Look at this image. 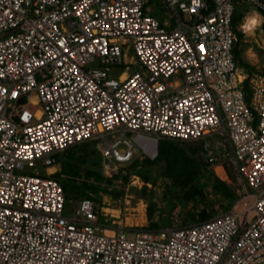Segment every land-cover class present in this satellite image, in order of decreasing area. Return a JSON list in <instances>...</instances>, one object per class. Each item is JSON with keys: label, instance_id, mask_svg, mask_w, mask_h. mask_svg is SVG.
<instances>
[{"label": "built area", "instance_id": "1", "mask_svg": "<svg viewBox=\"0 0 264 264\" xmlns=\"http://www.w3.org/2000/svg\"><path fill=\"white\" fill-rule=\"evenodd\" d=\"M159 2L161 21L152 0H0V264H264V70L236 64L232 26L239 2L264 24V0ZM162 139L203 141L208 169L230 163L253 218L233 205L129 237L90 194L65 214L59 154L96 142L111 178Z\"/></svg>", "mask_w": 264, "mask_h": 264}, {"label": "rangeland", "instance_id": "2", "mask_svg": "<svg viewBox=\"0 0 264 264\" xmlns=\"http://www.w3.org/2000/svg\"><path fill=\"white\" fill-rule=\"evenodd\" d=\"M152 1L151 7L157 18L163 20L168 17L159 0ZM236 7L243 13L241 21L236 26L237 31L242 33V37H239L237 44L239 57L253 67L252 72L260 73L264 70V24L263 18L260 17L263 16V13L260 10H255L245 2L237 3ZM253 15L258 17V25L252 30L245 32L241 26L245 24L247 18ZM127 55L129 58L132 52H128ZM136 67L137 64L132 59L129 71H132ZM121 70L122 68H114L111 72L116 76ZM173 79L181 81L180 76H173ZM31 99L34 100V97ZM34 108H39V106H34ZM204 140L211 141L212 146H218L217 149L222 153L224 152L221 147L222 140L219 136L206 137ZM179 144L197 158L198 161L205 164L203 154L201 153L203 145L201 148V144L198 143H186L183 145L184 143L179 142ZM71 149L73 156H70L68 152L59 154L57 163L48 172L52 177L56 178L61 174L62 164L65 161H71L78 171V175L72 176L76 183L86 181L97 187L95 191L88 188L86 193L90 194L96 203L100 221L108 229L127 231L129 237L132 236L131 232L136 229L159 230L193 224L200 220L198 213L202 209L216 216L236 205L238 213L246 211L247 218H253V211L250 207L255 198L253 196L247 198V204H244V202L238 203L239 197L236 194L237 199L230 206L222 193L216 192L213 189V177L210 179H207L204 175L199 177L203 197L198 196L185 200L181 196L183 193L182 188L173 186L171 179L162 173L164 161L161 159L159 161L156 158L151 159L154 162L147 168L139 164L135 168V171L129 164L122 165L119 167V174L109 178L102 174L100 165L101 156L96 149V142H87L84 146L81 144L76 145ZM218 150H216V153ZM84 153H89V155L85 156ZM145 158L148 157L136 151L133 154L132 160L143 161ZM221 159L225 160L223 156H221ZM92 170L101 174L102 178L97 179L94 175L88 176V172ZM223 170L219 165L210 169L206 167L204 174L206 175L211 172L213 176L219 177L234 188L237 180L231 164L225 162ZM228 171L229 175L233 176V178L230 179ZM42 173L45 174L47 172L42 171ZM144 175L148 176V180L144 178ZM60 178L67 179L68 177H66V174H63ZM79 189L73 188L69 190L65 214H70L73 204L78 199L84 197L78 193ZM148 211L152 213L151 218L148 217ZM152 222L158 223L159 228L154 229L150 227Z\"/></svg>", "mask_w": 264, "mask_h": 264}, {"label": "trees", "instance_id": "3", "mask_svg": "<svg viewBox=\"0 0 264 264\" xmlns=\"http://www.w3.org/2000/svg\"><path fill=\"white\" fill-rule=\"evenodd\" d=\"M242 16H243L242 11H239L237 7L235 6L233 18H232V26H233V30L236 35V40L234 42V47H233V54H234V60L236 64L243 67L247 71V73L250 74L253 70V67L248 62L242 60L239 57V50L237 49L238 40H239V37L240 38L242 37V33L237 31L236 26L241 21ZM159 20L161 21L160 18ZM243 89L245 91L246 97H248L249 95L248 78L244 80ZM190 143H193V142H190ZM196 143L201 144V148H202L203 141L196 142ZM86 144L87 143H82L81 145L84 146ZM185 144L186 143H184L183 145ZM67 152L70 156H73L71 148L67 150L66 153ZM157 152L158 153L156 156V160L159 161L161 159L164 161V167H163L162 173L171 179L173 186H176L177 188L178 187L182 188L183 193L181 194V196L183 197V199L190 200L198 196L203 197L202 186L199 183V177L202 175L207 177V179H210L212 177L214 178L213 184H212L213 189L216 192L222 193V195L228 200L230 206H232L234 201L237 199L235 190L230 184L220 179L219 177L213 176L211 172L205 175L204 174V171H206L205 164L198 161V159L195 158L188 150L182 147L179 144V142L168 140V139L159 140L158 146H157ZM84 154L85 156L89 155V153H84ZM153 162L154 160H151L149 158H145L143 161L133 159L129 163V165L135 171V168L139 164H142V166L147 168L150 165H152ZM60 173L61 174H59V176H57L56 179H58V181L62 185L66 198H67V195L69 194V190L73 188L76 190L80 188L78 190V193L82 194L83 196H89V194L86 193L88 188H91V190H94V191L97 190L96 186H93L92 184L86 181L76 183L75 179H73L72 176L78 175V171H77L76 166L71 161H65L62 164V169ZM63 174H66V177L68 178L61 179L60 177ZM87 175L88 176L94 175L97 179L102 178L101 174L93 170L89 171ZM228 175H229V171H228ZM229 176H230V179L233 178V176L231 175ZM144 178L148 180V176L144 175ZM198 215H199L200 220H206V219L213 217V215L207 212L205 209H202L201 211H199ZM148 217L149 218L152 217L151 211H148ZM150 227L154 229L159 228L158 223L156 222H152Z\"/></svg>", "mask_w": 264, "mask_h": 264}, {"label": "bare ground", "instance_id": "4", "mask_svg": "<svg viewBox=\"0 0 264 264\" xmlns=\"http://www.w3.org/2000/svg\"><path fill=\"white\" fill-rule=\"evenodd\" d=\"M253 20H255V21H257V22L259 21V20H258V17H257L256 15H253V16L247 18V20H246V22H245V23H248V27H249L250 30H252L254 27H256V26L258 25V23H257L256 25H253V24L251 23V21H253Z\"/></svg>", "mask_w": 264, "mask_h": 264}, {"label": "clouds", "instance_id": "5", "mask_svg": "<svg viewBox=\"0 0 264 264\" xmlns=\"http://www.w3.org/2000/svg\"><path fill=\"white\" fill-rule=\"evenodd\" d=\"M251 23H252L253 25H256L258 22L255 21V20H253V21H251ZM241 27H242V30H244L245 32H247V31L250 30L249 27H248V23H245V24L242 25Z\"/></svg>", "mask_w": 264, "mask_h": 264}, {"label": "crops", "instance_id": "6", "mask_svg": "<svg viewBox=\"0 0 264 264\" xmlns=\"http://www.w3.org/2000/svg\"><path fill=\"white\" fill-rule=\"evenodd\" d=\"M262 18V16H260Z\"/></svg>", "mask_w": 264, "mask_h": 264}]
</instances>
